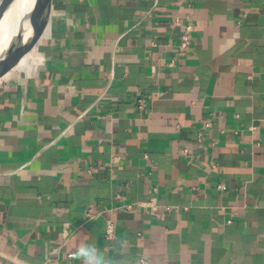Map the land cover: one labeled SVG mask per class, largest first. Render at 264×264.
<instances>
[{"label": "crops", "instance_id": "crops-1", "mask_svg": "<svg viewBox=\"0 0 264 264\" xmlns=\"http://www.w3.org/2000/svg\"><path fill=\"white\" fill-rule=\"evenodd\" d=\"M85 243L264 264V0H52L0 70V256L81 264Z\"/></svg>", "mask_w": 264, "mask_h": 264}, {"label": "water", "instance_id": "water-1", "mask_svg": "<svg viewBox=\"0 0 264 264\" xmlns=\"http://www.w3.org/2000/svg\"><path fill=\"white\" fill-rule=\"evenodd\" d=\"M3 1L7 2L6 9H10L17 0ZM51 4L52 0H41L40 10L32 19L33 29L28 38H24L22 35V24L26 19V13L21 16L17 25L16 21H14L15 17L11 16L9 24L6 27L7 29L4 31L5 39L0 45V70L10 68L14 63V60L34 41L49 16Z\"/></svg>", "mask_w": 264, "mask_h": 264}, {"label": "bare ground", "instance_id": "bare-ground-1", "mask_svg": "<svg viewBox=\"0 0 264 264\" xmlns=\"http://www.w3.org/2000/svg\"><path fill=\"white\" fill-rule=\"evenodd\" d=\"M40 2L41 0H17L10 9H6L7 3L4 5L3 1L0 2V45L5 39L4 31L7 29L11 16L15 17L14 21H16L17 25L21 16L26 13V19L22 24V35L25 37L29 30L26 27L32 22L33 17L40 8Z\"/></svg>", "mask_w": 264, "mask_h": 264}, {"label": "built area", "instance_id": "built-area-1", "mask_svg": "<svg viewBox=\"0 0 264 264\" xmlns=\"http://www.w3.org/2000/svg\"><path fill=\"white\" fill-rule=\"evenodd\" d=\"M193 30H194V25L191 21H189L185 25V29L183 33L181 34V39L179 43L180 48L186 49L189 47V45L192 42ZM184 152L185 153L187 152V148L184 149ZM134 204L135 203H125L122 205V208L131 209L134 206ZM95 210H96L95 207L91 204L86 208V211H85L86 220L93 219L96 216L97 213ZM115 236H116V223L112 219H107L106 224H105V229H104V237L107 240L111 241L112 239L115 238ZM146 263H147L146 260L144 259L141 260V264H146ZM0 264H19V263L10 261L0 256Z\"/></svg>", "mask_w": 264, "mask_h": 264}, {"label": "clouds", "instance_id": "clouds-1", "mask_svg": "<svg viewBox=\"0 0 264 264\" xmlns=\"http://www.w3.org/2000/svg\"><path fill=\"white\" fill-rule=\"evenodd\" d=\"M74 258L79 259L81 264H102L101 257L94 244H83L75 251Z\"/></svg>", "mask_w": 264, "mask_h": 264}, {"label": "rangeland", "instance_id": "rangeland-1", "mask_svg": "<svg viewBox=\"0 0 264 264\" xmlns=\"http://www.w3.org/2000/svg\"><path fill=\"white\" fill-rule=\"evenodd\" d=\"M1 1H3V0H0V2H1ZM3 3H4V5H5V3H7V2H6V1H3Z\"/></svg>", "mask_w": 264, "mask_h": 264}]
</instances>
